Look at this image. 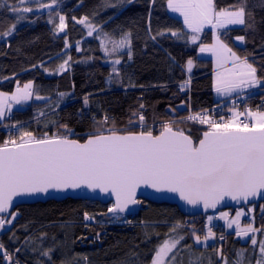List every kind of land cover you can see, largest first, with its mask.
<instances>
[{
    "label": "trees",
    "instance_id": "16d2710c",
    "mask_svg": "<svg viewBox=\"0 0 264 264\" xmlns=\"http://www.w3.org/2000/svg\"><path fill=\"white\" fill-rule=\"evenodd\" d=\"M39 3L49 4L51 0H6V5L0 7V34L16 24L11 36H0V91H13L17 85L34 80L37 93L49 97L15 110L0 122V144L9 139L19 142L23 131L37 138L67 135L85 141L101 126L114 127L118 133L151 130L158 135L165 123L172 122L174 129L179 127L198 142L209 130L208 124L187 117L190 107L199 112L226 100L217 98L212 59L198 56L200 47L213 41L211 29L200 33L193 44L191 30L182 18L171 14L167 0H57L52 9L42 12H38ZM215 3L218 9L233 10L241 0ZM11 6L31 7L33 11L14 14L9 10ZM245 8L246 20L250 12L254 28H226L220 37L257 69L261 86L244 92L256 93L249 99L255 103L264 98V3L246 0ZM19 15L25 18L17 22ZM60 15L67 25L63 31L56 28ZM85 16L88 20L79 23ZM88 24L94 26L91 37L87 35ZM169 29L177 31L178 36H172ZM129 32L131 58L128 48L111 53L112 41H119ZM238 36L244 41L236 40ZM105 47L109 52L104 51ZM116 59L121 63L115 64ZM189 59L193 61L191 72L187 69ZM66 60L65 70L60 71L59 65ZM185 81L190 83L182 90L180 85ZM134 113H142L145 121L140 122ZM105 116L108 123L101 125ZM12 125H20L15 134L5 130ZM140 201V208L130 216L131 225L108 227L100 223L111 218L109 204L68 198L21 205L16 208L20 213L16 222L0 234V243L12 257L19 249L16 256L21 264H151L157 247L165 239L179 236L184 239L174 250L178 253L176 264H224L222 257L227 264H256L261 258L264 202L258 208L251 205L246 209L253 208L252 217L242 221L243 226L251 224L258 229L256 245L251 243L252 235L243 240L219 223L213 232L224 238L219 242L213 237L211 245L199 246L193 233L203 234L206 218L187 217L168 203ZM85 214L95 223H87ZM98 232L103 233V242L94 246L92 237ZM48 249H54L51 261L42 255ZM0 264H9L2 253Z\"/></svg>",
    "mask_w": 264,
    "mask_h": 264
},
{
    "label": "snow or ice",
    "instance_id": "6c2138e0",
    "mask_svg": "<svg viewBox=\"0 0 264 264\" xmlns=\"http://www.w3.org/2000/svg\"><path fill=\"white\" fill-rule=\"evenodd\" d=\"M23 3V0H20ZM131 3L132 0H123ZM155 3V0H150ZM57 0L51 3H39V8H52ZM264 3V0H262ZM246 0H241L238 7L218 9L215 0H167V8L183 17V23L191 30L190 41L196 44L199 34L206 26L213 29H223L228 25H245L254 28L255 21L251 13H247ZM6 5V0H0V7ZM12 13H30L31 7L20 8L11 6ZM25 17L19 15L17 22ZM75 19V18H74ZM88 20L85 16L79 21L84 24ZM65 17L59 16L58 31L66 28ZM88 35L93 34L91 24ZM16 24L2 32L0 36L8 37L13 34ZM172 36H178L177 31L168 30ZM164 32L158 35L163 36ZM108 34L106 33L105 36ZM131 33L123 35L119 41H112L111 53L119 49L128 48L131 58ZM155 39V37H152ZM241 42L243 36L235 38ZM105 52L109 49L105 47ZM201 52H212L216 57L217 68L215 90L217 93H231L242 86H261V79L256 76L257 69L248 62L247 57L241 58L221 39L220 34L215 42L200 47ZM71 59V57H69ZM229 62L231 68L224 67ZM66 60L59 65V70H65ZM120 64V59L114 61ZM193 61H187V69L191 72ZM117 69L113 68V72ZM190 81L180 85L183 90ZM32 83H25L23 88L17 87L16 93L8 95L0 93V118L5 116V108L11 110V104L6 101L28 100L32 97ZM63 95V93H61ZM36 99H43L37 96ZM88 104V98H84ZM141 108L144 106L141 105ZM230 111H232L230 109ZM138 115L140 122L145 121L142 113ZM247 115L248 120L241 121L240 117ZM200 124H208L209 130L203 133L198 142L186 135L179 127L173 128L172 122L165 123L158 135L151 130L127 132L118 134L113 128L98 127L89 135L84 143L70 139L67 135L45 134L37 138L32 132L23 131L16 139H9L0 144V214L10 213L9 216L0 215V230L5 225H11L18 213L10 212L16 197L49 195L50 190L65 192L69 189L86 187L93 191H100L115 196V204L109 212L123 213L129 205L141 203L137 197V190L141 185L155 190L157 193H178L179 197L188 204L196 205L203 202L205 208H215L224 197L233 200L247 201L249 198L264 199V111L233 112L229 120L221 118V122L212 120L207 113H197L187 117ZM101 125L108 123L105 116ZM63 127H67L64 125ZM243 212H237L236 217L228 222V227L236 225L238 236H248L258 229L249 224L240 228V217ZM227 213H221L226 218ZM85 219L93 217L85 214ZM211 223L212 217L208 218ZM175 228L173 229V231ZM195 242L201 243V237L193 233ZM215 236L211 227L203 237L206 242ZM224 237L221 236L220 239ZM183 236L165 239L155 250L151 264H176L178 255L174 250L183 240ZM257 244L255 238L251 239ZM15 251L19 252V249ZM48 249L42 255L51 261ZM261 258L256 264H264V241L259 244ZM0 253L9 264H20L13 261L10 254L0 243ZM170 256V259H168ZM224 264H227V259ZM54 264V262H53ZM189 264H194L190 261Z\"/></svg>",
    "mask_w": 264,
    "mask_h": 264
},
{
    "label": "water",
    "instance_id": "95a60500",
    "mask_svg": "<svg viewBox=\"0 0 264 264\" xmlns=\"http://www.w3.org/2000/svg\"><path fill=\"white\" fill-rule=\"evenodd\" d=\"M44 10H39L38 12H42ZM204 133V132H203ZM201 134V138L203 136ZM118 134H126V133H118ZM186 134V133H185ZM154 135V134H153ZM188 135V134H186ZM190 136V135H189ZM192 138V137H191ZM200 138V139H201ZM71 139V138H70ZM193 139V138H192ZM75 140V139H74ZM86 141V140H85ZM85 141H79L80 143H84ZM194 141V140H193ZM196 142V141H194ZM84 199V200H92L97 201L103 204L111 205V208L115 204V196L112 194L104 193L99 189L93 191L86 187H81L79 189H69L65 192L52 191L50 190L49 195H35V196H24V197H16L13 201V207L10 209V212L16 210L17 207L21 205L34 204V203H45L47 201L55 200V201H63L65 199ZM139 201L141 199L150 201L153 203H168L171 205L177 206L179 211L187 216V217H196L202 216L204 219L212 213H216L223 210H232L235 211L238 208L249 209L251 205H255L256 208L259 207L261 203L264 202L262 198H249L247 201L244 200H233L230 197H224L223 200L218 203L215 208H205L203 202L198 203L196 205L188 204L186 201L182 200L179 197L178 193H157L155 190L146 188L141 185V187L137 190V197ZM140 208V203L137 205H129V209L123 213H117L121 215H133ZM114 213V212H111ZM10 213H3L0 215L7 216Z\"/></svg>",
    "mask_w": 264,
    "mask_h": 264
},
{
    "label": "rangeland",
    "instance_id": "374dc122",
    "mask_svg": "<svg viewBox=\"0 0 264 264\" xmlns=\"http://www.w3.org/2000/svg\"><path fill=\"white\" fill-rule=\"evenodd\" d=\"M27 1V0H26ZM38 1H41V0H38ZM54 6H52V8H53ZM52 8H50V9H52ZM49 8H43L42 10H50ZM170 12H171V14H174V15H176V16H178V17H180V18H182V20H183V17L182 16H180L178 13H173L171 10H170ZM240 26H242V25H228L226 28H231V27H240ZM226 28H223V29H226ZM86 29H87V35H88V32H89V27L86 25ZM206 29H211L212 31H213V41H212V43H214L215 42V37H216V35L217 34H220V32H221V30H223V29H213L211 26H206L205 28H204V30H206ZM203 30V31H204ZM93 33H94V30H93ZM93 35V34H92ZM91 35V36H92ZM91 36H89L88 35V37H91ZM239 42H241V41H239ZM211 43V44H212ZM225 43V42H224ZM210 45V44H209ZM199 57H202V58H211L212 59V61H213V67H214V72H213V75H214V83H215V79H216V72L217 71H222L223 69H221V68H217V64H216V57H215V55L212 53V52H209V51H205V52H199V55H198ZM239 56V55H238ZM113 61L111 60V61H108V63H112ZM249 62V61H248ZM250 63V62H249ZM224 67H227V68H231L232 67V63L231 62H229L228 64H226ZM257 76V75H256ZM29 82H31L32 83V89H31V92H32V97L30 98V99H28V100H21L19 103H16L15 101H6L7 103H10L11 104V110L10 111H8V109L7 108H5V116L3 117V118H0V122H2V121H4L6 118H8L15 110H18V109H24L27 105H29V104H31L32 102H36V101H45V100H47L49 97H46V96H41V95H39L38 93H37V88H36V83H35V81L34 80H31V81H28V82H26V83H29ZM17 87H20V88H23V85H20V86H16L15 87V89L13 90V91H0V93H6V94H8L9 96L10 95H12V94H14V93H16V89H17ZM258 86H255V87H250V86H242V87H239V88H236L234 91H232L231 93H232V95H235V94H238V93H241V92H243L242 90H247V89H255V88H257ZM231 93H229V94H231ZM221 94H225V93H221ZM37 96H40V97H43V99H36V97ZM235 109V108H234ZM234 109H231L232 111H231V113L233 114V112H235L234 111ZM256 111H264V108L263 109H260V110H255V111H252V112H256ZM9 128H11V129H13V130H15V131H13V134H15V133H17L19 130L18 129H20V125L19 126H16V125H12V126H9V127H7V129H9ZM8 133H10V132H8ZM252 210H253V208L251 209V211H247L246 209H244V208H238L236 211H233L232 213L231 212H229L228 210H223V211H219V212H216V213H212V214H209L207 217H206V219H205V223H204V232H203V234H201V235H198V236H200L201 237V243H199V244H197V245H199V246H204V245H211L214 241H213V238H210L207 242H206V244L203 242V237H204V235L207 233V229L209 228V227H211V229H212V231H213V227H216V225L217 224H219V223H222L223 224V226H225V228H226V230L228 231V232H230V233H237V231H238V228H237V226L236 225H233L231 228H229L228 227V222L229 221H231V220H233L235 217H236V214H237V212H243L244 213V215H242L241 217H240V221H239V226H240V228H245V226H243V224H242V221H243V219L246 217V218H250V217H252ZM13 212H16V213H18L17 214V216H16V219L15 220H13L12 221V223H11V225H5V229L4 230H0V234L1 233H3L4 231H6V230H8L15 222H16V220L18 219V217H19V215H20V213H19V211L18 210H15V211H13ZM221 213H227V217L226 218H221ZM7 216H9V218H10V214L9 215H7ZM209 217H212V220H211V223H209V220H208V218ZM91 220V219H90ZM258 232V231H257ZM257 232H255V233H252V234H249L248 236H238L237 234H236V237H238V238H242L243 240H248V238L249 237H251V235H252V237L253 238H255L256 239V237H257Z\"/></svg>",
    "mask_w": 264,
    "mask_h": 264
},
{
    "label": "built area",
    "instance_id": "2783aa9c",
    "mask_svg": "<svg viewBox=\"0 0 264 264\" xmlns=\"http://www.w3.org/2000/svg\"><path fill=\"white\" fill-rule=\"evenodd\" d=\"M255 94L256 93L248 92V93L241 95L240 97L222 101V102L216 104L215 106H213L212 108H209V109H206L203 111H199V112H194V110L190 107L189 108V116L195 115L197 113H199L201 115H203L204 113H207L208 116L212 120H215L216 122H221V118H223L224 120H229L233 115L229 110L224 109V107L227 105L235 107L237 109V112H245L246 110L254 111V110L264 108V98H260L255 103L249 101V99H251ZM240 120L241 121L248 120L247 115L241 116ZM5 130L7 132H10V133H13V131H15L11 128L7 129V127L5 128ZM108 215L111 217L110 220L102 221L100 224H102L106 227H108L109 225L110 226H114V225L126 226V225L132 224L130 221V218L126 215L114 214V213L109 212V210H108ZM86 222L89 224L95 223L94 220H92V219L87 220ZM101 234H103V233L98 232L97 236L92 237V238H94V241H95V243H93L94 246H100L102 244L103 240L101 239ZM220 237L221 236H218L217 234H215V236H214V238L218 239L219 242L221 240ZM91 245H92V243H91ZM16 255H17V252L13 256V261L18 260ZM20 264H21V262H20Z\"/></svg>",
    "mask_w": 264,
    "mask_h": 264
},
{
    "label": "crops",
    "instance_id": "0c3cea01",
    "mask_svg": "<svg viewBox=\"0 0 264 264\" xmlns=\"http://www.w3.org/2000/svg\"><path fill=\"white\" fill-rule=\"evenodd\" d=\"M248 90H251V89H247V90H242L243 92H245V91H248ZM243 92H241V93H243ZM239 94V93H238ZM236 95V94H235ZM233 95H232V93L231 94H221V93H217V98H219V99H224V98H226V97H232ZM234 111L235 112H237V110L236 109H234Z\"/></svg>",
    "mask_w": 264,
    "mask_h": 264
}]
</instances>
